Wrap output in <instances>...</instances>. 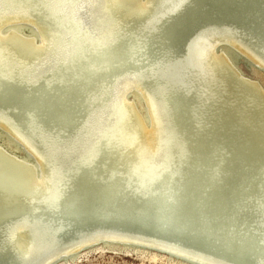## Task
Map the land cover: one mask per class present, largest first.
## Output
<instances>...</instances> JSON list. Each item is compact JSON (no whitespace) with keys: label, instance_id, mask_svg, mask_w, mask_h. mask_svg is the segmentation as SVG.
Listing matches in <instances>:
<instances>
[{"label":"rangeland","instance_id":"1","mask_svg":"<svg viewBox=\"0 0 264 264\" xmlns=\"http://www.w3.org/2000/svg\"><path fill=\"white\" fill-rule=\"evenodd\" d=\"M34 1L35 0L0 1V12H17V14L19 13L17 16L24 17L29 21V23H24L26 24L25 29L15 24L5 25L0 35L8 34L9 31L13 30L22 35L33 36V34L30 33L32 30L34 31L33 33H35L34 36L38 43L41 41V43H44L40 53L42 56L39 54V57L37 56L38 59L36 57L31 62L15 64V68L13 66L11 70L8 71L11 76H9L11 83L3 82V86H1L2 84L0 83V110H2L0 111V122L11 130L8 129L9 132H3L2 129L4 128L0 129V164L4 169H10L9 171L15 175H18L19 171L21 172L20 164L8 166L9 164H6L7 161H12L13 163L24 162L29 165L32 168V172H27L29 185L38 177L39 173L37 172V168L39 167V172L45 168V176L50 173V176L46 177L48 179L45 178L49 186L47 192H49H46L44 196L36 197V200H32L31 207L29 206L27 210L10 216L11 218L4 217L0 219V232L3 229L0 233V263L4 264L9 260L7 264H16L17 262L19 264H264V153L262 154L261 161L256 165L255 162L259 158L260 151H262L259 142L255 141L256 135H253L255 133L257 134V129L253 125H242L241 120L236 115L239 110V104H237L239 100L236 99V102L234 100L235 98L233 99L234 95L231 93V83L235 85L238 91L242 89V86L236 84L232 76H230V81L220 76L210 62V55H207L205 58L206 60L204 58L199 59V61H192V64L191 61H189L191 60V55L193 56L194 54L192 47L194 42H204V39H206L209 43H213L214 49L212 51H216L220 54L222 53L221 55L227 60L230 70L237 71L244 78L255 80V82L261 86L259 87L262 92V97L260 102H257V107L263 109L264 0H186L185 7L182 8L180 13H174L175 16L173 13V16H171L168 12L171 5L177 0H154L148 5L147 11H145L142 16L129 17L128 20L126 18V16H128L126 10H120L121 13L119 12L120 14L118 16L122 17H120V19H114L113 16L110 15L112 14L110 11L113 12V10L115 11L117 9L113 7L115 4L112 6L111 3H108L109 0H83L84 2L82 0H78L79 2L77 0H68L70 4L72 3L71 5H77L79 8V10H77L78 14L76 13L78 17L74 12L73 18V8L70 9L67 7V9L64 7L66 12H63L59 7L67 0H56L57 3L55 0ZM51 1H54L53 3L56 6H54ZM68 1L67 3H69ZM51 3L53 5H51ZM77 3L80 4L81 7ZM111 6L113 8H111ZM15 7L21 8L18 10ZM158 7L160 12H158ZM86 9L91 10L87 12ZM155 17L160 18H158L157 21ZM165 18H167V20ZM30 20L36 21L42 26L44 24L43 27L46 26V39H42L39 35L37 23L34 25ZM136 20L139 23H137ZM154 22L157 24H154ZM199 31L201 34L198 33ZM209 31H215V34ZM216 33L219 34L216 35ZM112 34H114L115 37L112 36ZM208 35L210 37H208ZM219 35L220 37H218ZM188 37H190V39ZM50 42L52 43L50 44ZM53 44L55 45L54 47ZM47 50L50 51L48 52ZM18 54L20 56H18ZM22 56L24 58L25 54L15 49L9 50L8 54L5 52L2 59H6L4 63H9L14 57L17 61L22 62ZM149 56L152 58L150 59ZM58 60L60 61L58 62ZM164 64L167 65L165 66ZM187 64L188 66L184 67V65ZM181 65L182 67H180ZM173 66H176V69ZM23 68H25V70ZM32 70H34L35 73L32 72ZM167 70L170 75L167 73ZM47 71H49V73H47ZM163 71L166 74L163 73ZM211 71L213 72L211 73ZM145 72L147 75H145ZM175 73L177 76H175ZM131 74L134 75V77L137 76L134 78ZM164 74L167 77H165ZM234 74L238 75L237 73ZM240 75L238 76L241 77ZM21 78V85L14 84V82H17ZM210 78L211 80H209ZM26 79L29 80V82L33 79L34 83L29 84L26 82ZM156 79L158 83L155 85L153 81L156 83ZM159 79H161V81H159ZM117 82L119 83L117 84ZM229 82L231 83L229 84ZM24 83H27V86L20 87ZM214 83L217 84L215 85ZM225 83L227 86H223ZM211 84L214 85L212 86ZM161 86L164 88L165 86L169 87L163 88L162 91ZM177 86H179V88ZM184 86H186L187 89ZM226 88L229 89L227 90ZM133 90L140 97L135 95V92H132ZM229 93L231 96L233 95L232 98ZM122 94L125 96H122ZM162 95L164 96L161 97ZM158 96H160V99ZM125 98L126 103L124 102ZM154 98L159 99V102ZM112 100L114 102H112ZM127 101L129 103L132 101L134 107L129 106ZM163 101L166 107L162 104ZM76 103H78L79 106ZM161 105H163L165 109L163 106L161 107ZM232 110H234L235 113H233ZM99 112H104L101 114L102 117H99ZM228 112L232 113L229 114ZM67 114H69V116ZM263 114L264 112L262 116L259 117V120L263 122L264 126ZM85 115L88 118H86ZM233 115L235 116L233 117ZM64 116L66 118H63ZM98 117L100 121H98ZM151 117L155 119L156 123L158 122L157 126L159 127L157 129H159L158 135H160L157 142L160 146L157 143L158 147H155L157 149H153L154 151L152 149L148 151L146 149H143V151L141 150L140 152L142 154L140 152L137 154L136 162L128 163L127 158L130 152L125 150L123 139L127 120H129L128 128L134 126L133 121H135V119L144 127L146 121L149 120L148 122H150ZM3 119L8 123H5ZM110 119L112 120L110 121ZM158 120L162 121L159 122ZM234 120H237V123ZM86 121H89V123H86ZM93 121L95 123H93ZM52 125H54L53 128ZM258 125L259 123H257L256 127H258ZM14 126L16 128H14ZM74 127H76V130ZM95 128L98 129V131ZM58 129L59 131L57 132ZM70 135L72 136L71 138ZM31 137H34L36 140L33 141L34 139ZM46 137L50 139L47 140ZM96 138L99 140L97 141ZM81 140L83 143L80 142ZM57 141L60 142L57 143ZM36 143L40 144L37 145ZM44 144L46 147H44ZM165 144L168 146L165 147ZM60 145L62 147H60ZM251 146H254L253 150H255V152L241 159L243 154H246ZM87 148L90 150H87ZM65 149H67V151ZM55 151H58V153ZM74 152H76V154H74ZM79 152H81V155H79ZM237 154L239 157L235 156ZM163 157L164 159H162ZM67 158L69 159L67 160ZM44 159L47 161V164L49 163L48 165ZM52 159L54 162L51 163ZM138 159H140V161ZM72 163L75 165L73 166ZM137 163L140 164L138 165ZM144 163L146 165L145 168H143ZM92 165L95 166L93 167ZM157 165L159 166L157 167ZM88 166L91 167V169L88 168ZM77 168L79 169L77 170ZM83 169L87 170L84 171ZM71 171L72 174H70ZM73 172L75 174H73ZM162 172L164 173L162 174ZM55 174L57 176H55ZM146 175L150 177L156 175L157 179L153 181L149 180V177ZM174 176L176 179H174ZM192 178L194 179L192 180ZM74 181L76 182L73 183ZM77 182H79L78 186ZM70 184H72V187ZM58 185L60 186L58 187ZM65 186L68 188L66 189ZM76 187H79V196L74 199H78V202L82 206V203L87 204L90 201L89 196H92L94 197V206L92 208L71 209L68 205V197L77 189ZM52 203L55 205H51ZM41 209L43 211H41ZM38 210L40 211L38 212ZM215 210L216 212H214ZM126 211L128 213H126ZM112 214L115 216L113 217ZM16 218L19 219L17 220ZM24 221H29V224ZM20 222L24 223L22 224ZM8 227L9 229H7ZM29 227L32 230L29 229ZM16 228L18 230H16ZM21 229L28 234V238L31 239H29L28 243L31 245L24 243L22 240H18L16 237L19 232L23 231ZM37 229L40 231H37ZM113 229H115L116 232ZM29 231L30 233H28ZM32 231L34 232L33 234L31 233ZM30 234H32V236H30ZM7 238H9V240ZM31 241L35 243H31ZM12 244L15 245L12 246ZM31 246L33 250H31ZM51 252H53V254ZM7 253L9 254L3 255ZM10 253H13V256H11ZM25 256L27 257L26 261L22 260V258L25 259ZM14 257L17 260H15Z\"/></svg>","mask_w":264,"mask_h":264},{"label":"bare ground","instance_id":"2","mask_svg":"<svg viewBox=\"0 0 264 264\" xmlns=\"http://www.w3.org/2000/svg\"><path fill=\"white\" fill-rule=\"evenodd\" d=\"M1 1V0H0ZM35 1H37V0H35ZM34 1V2H35ZM56 1V0H55ZM65 1V0H64ZM63 1V2H64ZM68 1V0H67ZM67 1H65L61 6L63 7H61V6H59L62 10H63V12L65 11L66 12V10H64V7H69L70 9L71 8H73V12H72V18H73V14H74V12H75V14L77 13L78 14V11L77 10H79V8H78V6L76 7L75 5V7L73 6V5H71L70 4V2L69 3H67ZM72 1V0H71ZM78 1V0H77ZM81 1V0H80ZM83 1V0H82ZM90 1V0H89ZM104 1V0H103ZM152 1H154V0H109L108 1V3L110 4L111 3V5L113 6V4H115V6H113V7H115L117 10H113V12L112 11H110L112 14H110V15H112L113 16V18L114 19H120V17H118L119 16V14L121 13L120 12V10H126L127 11V14H128V16H126V18H127V20L129 19V17H135V16H142L144 13H145V11H147V9H148V5L152 2ZM173 1H175V0H173ZM172 1V2H173ZM225 1V0H224ZM243 1V0H242ZM7 2V1H6ZM52 2V1H51ZM54 2V1H53ZM52 2V3H53ZM79 2V1H78ZM84 2V1H83ZM158 2V1H157ZM171 2V1H170ZM210 2V1H209ZM51 3V5H53ZM56 3H57V1H56ZM60 3V2H59ZM88 3V2H87ZM153 3H155V2H153ZM152 3V4H153ZM216 3V2H215ZM228 3V2H227ZM238 3V2H237ZM17 4V3H16ZM29 4V3H28ZM74 4V3H73ZM78 4V3H77ZM85 4V3H84ZM84 4H82V5H84ZM93 4V3H92ZM162 4V3H161ZM166 4V3H165ZM185 4H186V0H177L176 2H174L172 5H171V8L169 9V12H168V14H171V16H173L174 15V13H176V12H179L180 13V11L182 10V8L183 7H185ZM239 4V3H238ZM241 4H242V2H241ZM5 5V4H4ZM7 5V4H6ZM78 5H80V4H78ZM95 5V4H94ZM104 5H106V4H104ZM155 5V4H154ZM160 5V4H159ZM206 5V4H205ZM218 5V4H217ZM240 5V4H239ZM30 6V5H29ZM54 6H56L55 4H54ZM111 6V8H113ZM158 6V5H157ZM5 7V6H4ZM10 7V6H9ZM50 7V6H49ZM80 7H81V5H80ZM153 7V6H152ZM161 7V6H160ZM163 7V6H162ZM168 7V6H167ZM189 7V6H188ZM2 8V7H1ZM15 8H17V7H15ZM21 8V7H20ZM20 8H17L18 10L20 9ZM23 8V7H22ZM31 8H33V7H31ZM54 8V7H53ZM52 8V9H53ZM150 8V7H149ZM155 8V7H154ZM163 8H166V7H163ZM222 8V7H221ZM13 9V8H12ZM68 9V8H67ZM84 9V8H83ZM99 9V8H98ZM153 9V8H152ZM162 9V8H161ZM168 9V8H167ZM166 9V10H167ZM190 9H191V7H190ZM16 10V9H15ZM28 10V9H27ZM48 10V9H47ZM57 10V9H56ZM59 10V9H58ZM85 10V9H84ZM87 10V9H86ZM91 9H89V10H87V12L88 11H90ZM184 10V9H183ZM248 10V9H247ZM254 10V9H253ZM7 11V10H6ZM22 11V10H21ZM20 11V12H21ZM70 11V10H69ZM232 11V10H231ZM26 12V11H25ZM27 12H29V11H27ZM30 12H31V10H30ZM56 12V11H55ZM117 12V13H116ZM120 12V13H119ZM123 12V11H122ZM155 12V11H154ZM158 12H160L159 11V7H158ZM164 12V11H163ZM259 12V11H258ZM261 12V11H260ZM22 13V12H21ZM20 13V14H21ZM53 13V12H52ZM57 13V12H56ZM82 13V12H81ZM149 13V12H148ZM151 13H152V10H151ZM162 13V12H161ZM172 13H173V15H172ZM236 13V12H235ZM19 14V13H18ZM17 14V12L16 13H13V12H0V34H1V30L3 29V27L5 26V25H12V24H15V25H19V26H21L23 29H25V25L26 24H24V23H29V21L26 19V18H22V17H19V16H17L18 15ZM30 14V13H29ZM32 14V13H31ZM71 14V13H70ZM76 14V16L78 17V15ZM88 14V13H87ZM131 14V15H130ZM178 14V13H177ZM176 14V15H177ZM25 15V14H24ZM60 15V14H59ZM122 15V14H121ZM147 15V14H146ZM145 15V16H146ZM163 15V14H162ZM167 15V14H166ZM184 15V14H183ZM251 15V14H250ZM31 16V15H30ZM34 16V15H33ZM37 16V15H36ZM157 16H158V14H157ZM169 16V15H168ZM175 16V15H174ZM190 16V15H189ZM229 16V15H228ZM244 16V15H243ZM38 17V16H37ZM55 17V16H54ZM63 17H64V15H63ZM80 17V16H79ZM166 17V16H165ZM177 17V16H176ZM245 17V16H244ZM261 17V16H260ZM39 18V17H38ZM60 18V17H59ZM122 18V17H121ZM125 18V19H126ZM141 18V17H140ZM156 18V20L158 21V18H160V17H155ZM171 18V17H170ZM177 18H179V17H177ZM112 19V18H111ZM132 19V18H131ZM145 19V18H144ZM166 20H167V18H165ZM174 19H176V18H174ZM184 19V18H183ZM249 19V18H248ZM51 20V19H50ZM53 20V19H52ZM74 20H76V19H74ZM80 20H82V19H80ZM126 20V21H127ZM147 20V19H146ZM172 20V19H171ZM179 20V19H178ZM32 23H34V25L37 23L36 21H32V20H30ZM62 21V20H61ZM76 21H78V20H76ZM84 21H85V19H84ZM134 21V20H133ZM132 21V22H133ZM175 21V20H174ZM180 21V20H179ZM70 22V21H69ZM113 22V21H112ZM111 22V23H112ZM136 22H137V20H136ZM167 22V21H166ZM178 22V21H177ZM62 23V22H61ZM60 23V24H61ZM76 23V22H75ZM80 23V22H79ZM125 23V22H124ZM137 23H139V22H137ZM160 23H161V21H160ZM220 23V22H219ZM50 24V23H49ZM122 24V23H121ZM127 24V23H126ZM143 24V23H142ZM154 24H157V23H155L154 22ZM166 24V23H165ZM175 24H176V22H175ZM251 24V23H250ZM130 25H131V23H130ZM134 25V24H133ZM150 25V24H149ZM159 25V24H158ZM167 25H169V24H167ZM170 25H171V23H170ZM237 25V24H236ZM235 25V26H236ZM262 25V24H261ZM43 26H44V24H43ZM41 24H38L37 23V29H38V33H39V35L42 37V39H44L45 38V36H46V30H45V28H46V26L45 27H43ZM78 26H79V24H78ZM77 26V27H78ZM113 26V25H112ZM146 26V25H145ZM216 26H218V25H216ZM242 26V25H241ZM249 26V25H248ZM257 26V25H256ZM126 27V26H125ZM131 27V26H130ZM220 27V26H219ZM218 27V28H219ZM227 27V26H226ZM26 28H28V27H26ZM65 28V27H64ZM86 28V27H85ZM129 28V27H128ZM134 28H135V26H134ZM154 28V27H153ZM160 28H161V26H160ZM217 28V27H216ZM251 28V27H250ZM88 29V28H87ZM110 29V28H109ZM112 29V28H111ZM114 29V28H113ZM123 29V28H122ZM166 29V28H165ZM245 29H247V28H245ZM28 30V29H27ZM76 30V29H75ZM128 30V29H127ZM162 30V29H161ZM209 30H211V29H209ZM219 30H220V28H219ZM227 30V29H226ZM249 30V29H248ZM117 31V30H116ZM125 31V30H124ZM131 31V30H130ZM135 31V30H134ZM205 31V30H204ZM228 31V30H227ZM34 31H32L31 30V34H33V36L35 35V33H33ZM51 32V31H50ZM62 32V31H61ZM132 32V31H131ZM164 32V31H163ZM207 32V31H206ZM209 32H212V31H209ZM217 32V31H216ZM250 32V31H249ZM253 32V31H252ZM251 32V33H252ZM52 33V32H51ZM85 33V32H84ZM89 33V32H88ZM109 33V32H108ZM157 33V32H156ZM198 33H200V31L198 32ZM203 33V32H202ZM212 33H214L215 34V31L214 32H212ZM220 33V32H219ZM219 33H216V35L217 34H219ZM248 33V32H247ZM257 33V32H256ZM121 34H122V31H121ZM131 34V33H130ZM129 34V35H130ZM201 34V33H200ZM51 35V34H50ZM66 35V34H65ZM146 35V34H145ZM197 35V34H196ZM205 35V34H204ZM223 35V34H222ZM227 35H229V34H227ZM29 36V35H22V34H20V33H18V32H16V31H13V30H11V31H9L8 32V34H5V35H0V83L2 84L3 82H9V83H11V80H10V75H9V73H8V71H10L11 70V68L15 65V64H17V63H25V62H31V61H33L40 53H41V51H42V49H43V44L44 43H41L40 41V43H38V41H37V39H36V37L34 36ZM54 36V35H53ZM57 36V35H56ZM55 36V38L57 39V37ZM67 36V35H66ZM86 36V35H85ZM112 36H114V34H112ZM124 36H126V35H124ZM128 36V35H127ZM195 36V35H194ZM212 36V35H211ZM231 36V35H230ZM238 36V35H237ZM236 36V37H237ZM240 36H241V34H240ZM261 36V35H260ZM48 37H51V36H48ZM111 37V36H110ZM115 37V36H114ZM113 37V38H114ZM208 37H210L209 35H208ZM213 37V36H212ZM218 37H220V35L218 36ZM229 37V36H228ZM242 37V36H241ZM241 37H240V39H241ZM244 37V36H243ZM254 37V36H253ZM39 38V37H38ZM52 38V37H51ZM59 38H61V37H59ZM122 38V37H121ZM151 38V37H150ZM189 39H190V37H188ZM195 38V37H194ZM214 38V37H213ZM212 38V39H213ZM255 38V37H254ZM46 39V38H45ZM187 39V38H186ZM188 39V40H189ZM211 39V38H210ZM209 39V40H210ZM52 40V39H51ZM58 40V39H57ZM70 40V39H69ZM84 40V39H83ZM109 40V39H108ZM170 40V39H169ZM168 40V41H169ZM205 41L204 42H197L196 41V43L194 42V44H192L193 46V56L191 55V60H189V61H191V64H192V61H199V59H205L206 57H207V55H210V62H211V64L215 67V69L217 70V73L220 75V76H222V77H224V78H227L229 81H230V76H232L233 77V80H234V82L236 83V84H238L239 86L241 85L242 86V89H239V91L236 89V87H235V85L233 84V83H231V82H229V84L231 83V85H232V94L234 95V97H233V95L231 96L230 95V93H229V95L231 96V98L233 97V99L236 101V99L237 100H239L238 101V103L237 104H239V110L237 111V113H236V115L238 116V118L241 120V122H242V125H245V126H247V125H253L256 129H257V134L255 133V134H253V135H256L255 136V141H258L259 142V144L261 145V150L262 151H260V155H259V158L257 159V161L255 162L256 163V165L261 161V158H262V154L264 153V126H263V122H260V120H259V117L260 116H262V113L264 112V108L263 109H261L260 107H257L258 106V103L257 102H260V99H261V97H262V92L260 91V85L259 84H257L256 82H255V80H250V78L249 79H247V78H244L242 75H240L237 71H232V70H230V68H229V66H228V62H227V60L220 54V53H218V52H216V51H212L213 49H214V44L213 43H209L206 39H204ZM54 41H56V40H54ZM86 41V40H85ZM207 41V42H206ZM213 41V40H212ZM236 41V40H235ZM63 42V41H62ZM61 42V43H62ZM75 42V41H74ZM88 42V41H87ZM187 42V41H186ZM221 42V41H220ZM52 42H50V44H51ZM59 43V42H58ZM106 43V42H105ZM152 43V42H151ZM182 43V42H181ZM184 43V42H183ZM240 43V42H239ZM256 43V42H255ZM263 43H264V41H263ZM262 43V44H263ZM56 44V43H55ZM178 44H180V43H178ZM229 44V43H228ZM242 44V43H241ZM46 45V44H45ZM44 45V46H45ZM58 45V44H57ZM151 45V44H150ZM153 45V44H152ZM182 45V44H181ZM224 45V44H223ZM258 45H260V44H258ZM258 45H257V47H258ZM48 46V45H47ZM46 46V47H47ZM55 45L53 44V47H54ZM157 46H158V44H157ZM166 46V45H165ZM178 46V45H177ZM185 46V45H184ZM187 46V45H186ZM191 46V45H190ZM216 46V45H215ZM229 46H231V45H229ZM261 46V45H260ZM51 47V46H50ZM218 47V46H217ZM222 47V46H221ZM256 47V48H257ZM264 47V46H263ZM59 48V47H58ZM58 48H57V50H58ZM155 48V47H154ZM162 48V47H161ZM167 48V47H166ZM171 48H173V47H171ZM170 48V49H171ZM224 48H226V47H224ZM223 48V49H224ZM228 48V47H227ZM18 50V51H20V52H22L23 54H25V56H24V58H23V56L21 57V58H23L22 60V62L21 61H17L16 60V58H17V56H16V58H12V61L11 62H9V63H4V60H6V59H2L3 57H4V54H5V52H7V54L9 53V50ZM52 49V48H51ZM54 49V48H53ZM56 49V48H55ZM64 49H65V47H64ZM152 49V48H151ZM219 49V48H218ZM230 49V48H229ZM229 49H228V51H229ZM245 49V48H244ZM150 50V49H149ZM166 50V49H165ZM164 50V51H165ZM180 50H182V49H180ZM45 51H46V49H45ZM48 52L50 51V50H47ZM55 51V50H54ZM61 51V50H60ZM60 51H59V54H60ZM62 51H63V49H62ZM148 51V50H147ZM147 51H145V52H147ZM170 51V50H169ZM172 51V50H171ZM3 52V53H2ZM57 52V51H56ZM65 52V51H64ZM132 52V51H131ZM149 52V51H148ZM154 52V51H153ZM181 52V51H180ZM182 52H184V51H182ZM18 53V52H17ZM43 53V52H42ZM46 53V52H45ZM58 53V52H57ZM160 53H161V51H160ZM163 53V52H162ZM186 53V52H185ZM188 53V52H187ZM224 53V52H223ZM236 53V52H235ZM257 53V52H256ZM52 54H53V52H52ZM65 54H66V52H65ZM180 54H182V53H180ZM189 54V53H188ZM226 54V53H225ZM22 55V54H21ZM41 55V54H40ZM47 55H49V54H47ZM67 55V54H66ZM70 55H71V53H70ZM70 55H68V56H70ZM146 55V54H145ZM159 55H161V54H159ZM183 55V54H182ZM189 55V56H190ZM227 55V54H226ZM18 56H20L19 54H18ZM42 56V55H41ZM53 56V55H52ZM156 56H158V55H156ZM162 56V55H161ZM188 56V55H187ZM9 57V56H8ZM39 57V56H38ZM38 57H37V59H38ZM46 57V56H45ZM45 57H44V59H45ZM48 57V56H47ZM50 57V56H49ZM62 57V56H61ZM70 57H72V56H70ZM146 57V56H145ZM162 57H164V56H162ZM243 57V56H242ZM54 58H56V57H54ZM139 58V57H138ZM149 58L151 59L152 57H150L149 56ZM148 58V59H149ZM158 58H160V57H158ZM9 59H10V57H9ZM64 59H65V57H64ZM149 59V60H150ZM187 59H188V57H187ZM11 60V59H10ZM20 60V59H19ZM52 60V59H51ZM67 60V59H66ZM156 60V59H155ZM154 60V61H155ZM206 60V59H205ZM60 60H58V62H59ZM148 61V60H147ZM153 61V60H152ZM201 61V60H200ZM36 62V61H35ZM43 62H45V61H43ZM51 62V61H50ZM54 62V61H53ZM169 62V61H168ZM180 62V61H179ZM186 62V61H185ZM207 62H208V60H207ZM34 63V62H33ZM61 63H63V62H61ZM144 63V62H143ZM145 63H147V62H145ZM149 63V62H148ZM151 63V62H150ZM166 63V62H165ZM170 63V62H169ZM187 63V62H186ZM209 63V62H208ZM28 64V63H27ZM40 64V63H39ZM43 64V63H42ZM47 64V63H46ZM56 64V63H55ZM177 64V63H176ZM179 64V63H178ZM182 64V63H181ZM190 64V65H191ZM252 64V63H251ZM155 65V64H154ZM165 65V64H164ZM167 65V64H166ZM165 65V66H166ZM172 65H174V64H172ZM202 65H203V63H202ZM212 65H211V67H212ZM254 65V64H253ZM259 65V64H258ZM18 66V65H17ZM41 66H43V65H41ZM49 66V65H48ZM149 66H151V65H149ZM160 66V65H159ZM170 66V65H169ZM185 66H188V64L187 65H184V67ZM26 67V66H25ZM34 67V66H33ZM128 67V66H127ZM146 67V66H145ZM152 67H153V65H152ZM157 67V66H156ZM164 67V66H163ZM171 67V66H170ZM174 67V66H173ZM176 67V66H175ZM174 67V68H175ZM180 67H182V65L180 66ZM214 67H213V69H214ZM14 68H15V66H14ZM46 68V67H45ZM91 68V67H90ZM155 68V67H154ZM178 68V67H177ZM24 70H25V68H23ZM36 69H37V67H36ZM56 69V68H55ZM149 69V68H148ZM162 69V68H161ZM168 69V68H167ZM176 69V68H175ZM179 69H181V68H179ZM182 69H184V68H182ZM212 69V68H211ZM210 69V70H211ZM257 69V68H256ZM264 69V68H263ZM136 70V69H135ZM164 70V69H163ZM169 70V69H168ZM167 70V73L169 72ZM171 70V69H170ZM178 70V69H177ZM176 70V71H177ZM186 70V69H185ZM215 70V71H216ZM260 70V69H259ZM29 71V70H28ZM31 71V70H30ZM134 71V70H133ZM132 71V72H133ZM151 71V70H150ZM157 71V70H156ZM175 71V72H176ZM24 72V71H23ZM23 72H21V73H23ZM32 72H34V70H32ZM147 72H149V71H147ZM161 72V71H160ZM172 72V71H171ZM191 72V71H190ZM213 71H211V73H212ZM12 73V72H11ZM35 73V72H34ZM47 73H49V71H47ZM66 73V72H65ZM68 73H69V71H68ZM72 73V72H71ZM74 73V72H73ZM76 73V72H75ZM146 73V72H145ZM163 73H165L164 71H163ZM180 73V72H179ZM234 73H237L238 75H240L241 77H239L238 75H235ZM8 74V75H7ZM30 74H32V73H30ZM158 74V73H157ZM166 74V73H165ZM165 74H164V76H165ZM169 74V73H168ZM181 74V73H180ZM179 74V75H180ZM188 74V73H187ZM15 75V74H14ZM20 75V74H19ZM24 75V74H23ZM76 75V74H75ZM126 75V74H125ZM142 75H143V73H142ZM145 75H147V73L145 74ZM155 75V74H154ZM170 75V74H169ZM168 75V76H169ZM172 75V74H171ZM184 75V74H183ZM185 75H186V72H185ZM184 75V76H185ZM234 75V76H233ZM10 76V77H9ZM12 76H13V74H12ZM128 76H129V74H128ZM131 76H133L134 77V75H132L131 74ZM137 76V75H136ZM135 76V77H136ZM151 76V75H150ZM149 76V77H150ZM159 76H160V74H159ZM163 76V77H164ZM173 76V75H172ZM175 76H177V74L175 73ZM189 76V75H188ZM204 76V75H203ZM218 76V75H217ZM16 77V76H15ZM22 77H24V76H22ZM28 77H30V76H28ZM35 77V76H34ZM132 77V78H133ZM134 77V78H135ZM140 77V76H139ZM153 77V76H152ZM165 77H167V76H165ZM179 77V76H178ZM216 77V76H215ZM219 77V76H218ZM238 79H236V78ZM17 78V77H16ZM19 78V77H18ZM123 78V77H122ZM160 78H162V77H160ZM170 78H171V76H170ZM169 78V79H170ZM182 78V77H181ZM185 78V77H184ZM183 78V79H184ZM189 78V77H188ZM213 78V77H212ZM221 78V77H220ZM15 79V78H14ZM28 79V78H27ZM26 79V82L27 83H29V84H32V83H34V80L32 79L31 80V82H29V80H27ZM91 79V78H90ZM117 79V78H116ZM138 79V78H137ZM142 79V78H141ZM148 79V78H147ZM174 79H175V77H174ZM189 79H192V78H189ZM17 80V79H16ZM143 80V79H142ZM151 80H152V78H151ZM151 80H148V81H151ZM154 80V79H153ZM168 80V79H167ZM181 80V79H180ZM184 80H186V79H184ZM184 80H182V81H184ZM209 80H211V78L209 79ZM218 80V79H217ZM228 80H226V81H228ZM121 81H123V80H121ZM125 81V80H124ZM129 81V80H128ZM132 81V80H131ZM136 81V80H135ZM159 81H161V79H159ZM166 81V80H165ZM164 81V82H165ZM179 81V80H178ZM181 81V82H182ZM187 81H190V80H187ZM218 81H220V80H218ZM101 82V81H100ZM116 82V81H115ZM119 82H120V80H119ZM119 82H117V84L119 83ZM126 82V81H125ZM145 82V81H144ZM147 82V81H146ZM163 82V83H164ZM172 82V81H171ZM175 82V81H174ZM20 83H22V78L21 79H19L17 82H14V84H20ZM27 83H24L22 86H20V87H26L27 86ZM90 83V82H89ZM102 83V82H101ZM137 83H138V81H137ZM151 83V82H150ZM158 82H157V79H156V83L153 81V84H157ZM166 83V82H165ZM168 83V82H167ZM176 83V82H175ZM213 83V82H212ZM227 83V82H226ZM226 83H225V85H223V86H227L228 85V83H227V85H226ZM0 84V85H1ZM99 84V83H98ZM122 84V83H121ZM127 84V83H126ZM141 84V83H140ZM145 85H147V86H149L148 84H146V83H144ZM143 84V85H144ZM153 84H152V86H153ZM159 84H161V83H159ZM171 84V83H170ZM178 84H179V82H178ZM188 84V83H187ZM215 84V83H214ZM213 84V85H214ZM217 84V83H216ZM215 84V85H216ZM222 84V83H221ZM21 85V84H20ZM45 85V84H44ZM127 85H129V84H127ZM126 85V86H127ZM166 85V84H165ZM168 85V84H167ZM176 85V84H175ZM193 85V84H192ZM212 85V84H211ZM212 85V86H213ZM1 86H3V84L1 85ZM1 86H0V88H1ZM113 86V85H112ZM120 86V85H119ZM124 86H125V83H124ZM151 86V85H150ZM164 86V85H163ZM163 86H161L162 88H161V90L164 88ZM182 86H183V84H182ZM187 86V85H186ZM186 86H184L185 88H186ZM222 86V87H223ZM237 86V85H236ZM260 86V87H259ZM5 87V86H4ZM9 87V86H8ZM52 87V86H51ZM116 87V86H115ZM123 87V86H122ZM154 87V86H153ZM160 87V86H159ZM167 87H169V86H165V88H167ZM174 87V86H173ZM178 88H179V86H177ZM216 87V86H215ZM11 88V87H10ZM48 88V87H47ZM84 88V87H83ZM109 88V87H108ZM125 88V87H124ZM149 88H151V87H149ZM148 88V89H149ZM155 88H156V86H155ZM164 88V89H165ZM221 88V87H220ZM219 88V89H220ZM235 88V89H234ZM6 89V88H5ZM113 89H114V87H113ZM115 89H117V88H115ZM135 89V88H134ZM146 89V88H145ZM153 89V88H152ZM181 89V88H180ZM187 89V88H186ZM213 89H214V87H213ZM227 90L229 89V88H226ZM1 90V89H0ZM108 90V89H107ZM106 90V91H107ZM119 90V89H118ZM170 90H171V88H170ZM216 90V89H215ZM221 90V89H220ZM224 90V89H223ZM41 91V90H40ZM47 91V90H46ZM52 91V90H51ZM146 91H148V90H146ZM152 91V90H151ZM150 91V92H151ZM163 91V90H162ZM169 91V90H168ZM186 91V90H185ZM43 92V91H42ZM105 92V91H104ZM123 92H124V90H123ZM132 92H135L134 90L132 91ZM138 92V91H137ZM153 92V91H152ZM182 92V91H181ZM222 92V91H221ZM225 92V91H224ZM6 93V92H5ZM113 93V92H112ZM116 93V92H115ZM119 93V92H118ZM125 93H126V91H125ZM149 93V92H148ZM154 93V92H153ZM163 93V92H162ZM185 93V92H184ZM121 94V93H120ZM160 94H161V91H160ZM159 94V95H160ZM169 94V93H168ZM225 94V93H224ZM43 95V94H42ZM116 95V94H115ZM127 95V94H126ZM133 95V94H132ZM135 95H138L136 92H135ZM153 95V94H152ZM222 95V94H221ZM227 95V94H226ZM108 96H109V94H108ZM122 96H125V95H123L122 94ZM134 96V95H133ZM164 95H162L161 97H163ZM166 96V95H165ZM199 96V95H198ZM34 97V96H33ZM43 97V96H42ZM138 97H140L139 95H138ZM142 97H143V95H142ZM154 97H155V95H154ZM160 96H158V98H159ZM225 97V96H224ZM228 98H230L229 96H227ZM226 97V98H227ZM49 98H51V97H49ZM117 98H119V97H117ZM156 98H157V96H156ZM156 98H154V99H156ZM188 98V97H187ZM220 98V97H219ZM248 98V99H247ZM33 99V98H32ZM102 99V98H101ZM107 99H109V98H107ZM122 99H124V98H122ZM160 99V98H159ZM159 99H156V100H158V102H159ZM104 100H105V98H104ZM104 100H103V102H104ZM151 100V99H150ZM162 100H163V98H162ZM229 100V99H228ZM20 101H22V100H20ZM106 101V100H105ZM117 101V100H116ZM123 101V100H122ZM152 101V100H151ZM252 103H251V102ZM2 102V101H1ZM79 102H80V100H79ZM102 102V101H101ZM102 102V103H103ZM108 102V101H107ZM112 102H114L113 100H112ZM121 102V101H120ZM124 102L126 103V98H125V100H124ZM128 102V101H127ZM161 102V101H160ZM193 102V101H192ZM191 102V103H192ZM237 102V101H236ZM262 102H263V100H262ZM58 103V102H57ZM106 103V102H105ZM122 103V102H121ZM181 103V102H180ZM54 104V103H53ZM76 104H78V103H76ZM106 104H108V103H106ZM152 104H153V102H152ZM161 104V103H160ZM163 105H164V101H163V103H162ZM117 105V104H116ZM128 105L129 106H131V107H134V104H133V102L131 101L130 103L128 102ZM147 105V104H146ZM163 105H161V107L163 106ZM223 105V104H222ZM30 106V105H29ZM78 106H79V104H78ZM101 106V105H100ZM109 106V105H108ZM107 106V107H108ZM114 106V105H113ZM120 106V105H119ZM165 106V105H164ZM163 106V108L165 109V107ZM234 106V105H233ZM32 107V106H31ZM43 107V106H42ZM47 107V106H46ZM110 107V106H109ZM124 107V106H123ZM157 107V106H156ZM159 107V106H158ZM241 107V108H240ZM29 108V107H28ZM92 108V107H91ZM232 108V107H231ZM22 109H24V108H22ZM94 109V108H93ZM98 109V108H97ZM101 109V108H100ZM103 109V108H102ZM108 109V108H107ZM113 109V108H112ZM116 109V108H115ZM114 109V110H115ZM125 109V108H124ZM147 109V108H146ZM145 109V110H146ZM171 109V108H170ZM236 109V108H235ZM13 110V109H12ZM18 110V109H17ZM29 110V109H28ZM27 110V111H28ZM41 110V109H40ZM120 110V109H119ZM0 111H2V110H0ZM30 111V110H29ZM87 111V110H86ZM85 111V112H86ZM94 111V110H93ZM100 111V110H99ZM113 111V110H112ZM112 111H110V112H112ZM155 111V110H154ZM157 111H159V110H157ZM166 111V110H165ZM233 111V113H235L234 112V110H232ZM38 112V111H37ZM50 112V111H49ZM48 112V113H49ZM88 112V111H87ZM90 112V111H89ZM105 112V111H104ZM104 112H102V113H104ZM124 112V111H123ZM192 112V111H191ZM239 112V113H238ZM16 113V112H15ZM14 113V114H15ZM22 113V112H21ZM36 113V112H35ZM62 113V112H61ZM71 113H73V112H71ZM91 113V112H90ZM96 113V112H95ZM100 113V112H99ZM102 113H100V115H99V117H102ZM116 113V112H115ZM154 113H158V112H154ZM167 113H168V115H169V112L167 111ZM229 113V112H228ZM232 113V112H231ZM231 113H229V114H231ZM11 114H12V112H11ZM34 114V113H33ZM43 114V113H42ZM88 114V113H87ZM160 114V113H159ZM158 114V115H159ZM23 115V114H22ZM21 115V116H22ZM68 116H69V114H67ZM90 115V114H89ZM94 115V114H93ZM111 115H112V113H111ZM165 115V114H164ZM264 115V114H263ZM10 116V115H9ZM37 116V115H36ZM83 116V115H82ZM91 116V115H90ZM98 116V115H97ZM105 116H106V113H105ZM108 116H110V115H108ZM113 116V115H112ZM112 116H111V118H112ZM157 116V115H156ZM171 116V115H170ZM169 116V117H170ZM235 115H233V117H234ZM13 117V116H12ZM85 117L86 118H88L86 115H85ZM98 117V118H99ZM4 118H6V117H4ZM17 118V117H16ZM19 118V117H18ZM23 118H24V116H23ZM63 118H66L65 116L63 117ZM82 118V117H81ZM90 118V117H89ZM105 118V117H104ZM153 117H151V119H150V122H148V121H146V125L144 126V127H142L139 123H138V121L135 119V121H133V127H131V128H128V122H129V120H127V125H126V129H125V133H123V139H124V143H125V150H127L128 152H130V153H128V158H127V161H128V163L129 162H131V163H134V162H136V158H137V154H139V152L142 150L143 151V149H146L147 151L148 150H150V149H157V148H155V147H158L157 146V141H158V138H159V135H158V130L159 129H157L159 126H157L158 125V122L156 123V121H155V119L153 118ZM158 118V117H157ZM167 118V117H166ZM236 118V117H235ZM256 120H255V119ZM68 119V118H67ZM66 119V120H67ZM83 119H84V117H83ZM91 119V118H90ZM103 119V118H102ZM101 119V120H102ZM109 119V118H108ZM158 119H160V118H158ZM4 120V119H3ZM66 120H65V122H66ZM70 120V119H69ZM81 120V119H80ZM88 120V119H87ZM104 120V119H103ZM106 120H107V118H106ZM112 119H110V121H111ZM164 120V119H163ZM5 121V120H4ZM55 121V120H54ZM53 121V122H54ZM68 121V120H67ZM82 121H84V120H82ZM98 121H100V118H99V120ZM159 121V120H158ZM162 120H160L159 122H161ZM166 121V120H165ZM171 121H172V119H171ZM233 121V120H232ZM235 121V120H234ZM7 121H5V123H6ZM28 122V121H27ZM63 122H64V119H63ZM166 122H169L168 120L166 121ZM236 123H237V120L235 121ZM8 123V122H7ZM52 123V122H51ZM84 123V122H83ZM86 123H89V121L87 122L86 121ZM85 123V124H86ZM93 123H95L94 121H93ZM103 123H105V122H103ZM102 123V124H103ZM106 123H107V121H106ZM105 123V124H106ZM109 123V122H108ZM172 123V122H171ZM257 123H259V125H258V127H256V125H257ZM64 124V123H63ZM84 124V125H85ZM100 124V123H99ZM105 124H103V125H105ZM14 125H17V124H14ZM80 125V124H79ZM83 125V126H84ZM107 125V124H106ZM110 125V124H109ZM118 125V124H117ZM122 125V124H121ZM164 125H165V123H164ZM11 126V125H10ZM18 126V125H17ZM33 126V125H32ZM31 126V127H32ZM53 126L54 125H52V128H53ZM76 126H78V125H76ZM82 126V125H81ZM87 126V125H86ZM92 126V125H91ZM100 126V125H99ZM244 126V127H245ZM25 127V126H24ZM46 127V126H45ZM79 127V126H78ZM102 127V126H101ZM121 127V126H120ZM170 127V126H169ZM175 127V126H174ZM2 128H4V129H2ZM13 128V127H12ZM14 128H16L15 126H14ZM56 128V127H55ZM75 128V130H76V127H74ZM73 128V129H74ZM83 128V127H82ZM242 128H243V126H242ZM250 128H252V127H250ZM0 129H2L3 130V132H9V127H6L3 123H1L0 122ZM9 129V130H8ZM45 129V128H44ZM51 129V128H50ZM81 129V128H80ZM87 129V128H86ZM85 129V130H86ZM96 129V128H95ZM109 129H110V127H109ZM161 129H162V127H161ZM164 129V128H163ZM167 129V128H166ZM222 129V128H221ZM220 129V130H221ZM254 129V128H253ZM256 129H255V132H256ZM15 130V129H14ZM17 130V129H16ZM84 130V129H83ZM89 130V129H88ZM90 130H91V128H90ZM97 131H98V129H96ZM106 130V129H105ZM108 130V129H107ZM11 131V130H10ZM39 131V130H38ZM50 131V130H49ZM52 131H53V129H52ZM51 131V132H52ZM59 131V129L57 130V132ZM80 131V130H79ZM96 131V132H97ZM165 131V130H164ZM169 131H170V129H169ZM248 131V130H247ZM249 131H250V129H249ZM17 132V131H16ZM21 132V131H20ZM50 132V133H51ZM75 132V131H74ZM87 132V131H86ZM95 132V133H96ZM105 132V131H104ZM107 132H109V131H107ZM123 132V131H122ZM166 132V131H165ZM173 132V131H172ZM25 133V132H24ZM36 133H37V131H36ZM35 133V134H36ZM41 133V132H40ZM64 133V132H63ZM90 133V132H89ZM98 133V132H97ZM106 133V132H105ZM160 133V132H159ZM164 133V132H163ZM10 134V133H9ZM22 134V133H21ZM49 134V133H48ZM55 134H56V132H55ZM58 134V133H57ZM83 134V133H82ZM82 134H81V136H82ZM101 134V133H100ZM103 134V133H102ZM166 134V133H165ZM30 135H31V132H30ZM40 135V134H39ZM62 135H64V134H62ZM85 135V134H84ZM95 135V134H94ZM139 135V136H138ZM162 135V134H161ZM22 136H23V134H22ZM41 136V135H40ZM43 136V135H42ZM47 136V135H46ZM48 136H50V135H48ZM87 136V135H86ZM92 136V135H91ZM98 136H100V135H98ZM168 136H169V134H168ZM171 136V135H170ZM11 137H12V135H11ZM56 137V136H55ZM60 137V136H59ZM72 136L70 135V138H71ZM25 138V137H24ZM27 138V137H26ZM28 138H30V137H28ZM32 138V137H31ZM47 138V140L48 139H50L49 137H46ZM63 138V137H62ZM77 138H78V136H77ZM85 138V137H84ZM89 138V137H88ZM103 138V137H102ZM165 138H166V136H165ZM32 139H34V137L32 138ZM58 139V138H57ZM82 139V138H81ZM85 139H87V138H85ZM27 140V139H26ZM36 139H34L33 141H35ZM77 140H79V139H77ZM76 140V141H77ZM90 140V139H89ZM93 140V139H92ZM91 140V141H92ZM96 140H97V138H96ZM99 140V139H98ZM97 140V141H98ZM162 140V139H161ZM168 140V139H167ZM173 140V139H172ZM175 140V139H174ZM12 141H13V139H12ZM15 141H17V140H15ZM28 141H29V139H28ZM52 141V140H51ZM54 141V140H53ZM84 141V140H83ZM170 141V140H169ZM182 141V140H181ZM37 142V141H36ZM48 142V141H47ZM50 142V141H49ZM60 142V141H59ZM58 141H57V143H59ZM80 142H82V140L80 141ZM164 142V141H163ZM162 142V143H163ZM168 142V141H167ZM16 143V142H15ZM46 143V142H45ZM72 143V142H71ZM83 143V142H82ZM85 143V142H84ZM96 143V142H95ZM102 143V142H101ZM100 143V144H101ZM249 143V142H248ZM257 143V142H256ZM18 144V143H17ZM19 144H20V142H19ZM37 144V143H36ZM38 144H40V143H38ZM37 144V145H38ZM70 144V143H69ZM76 144H77V142H76ZM92 144H94V143H92ZM97 144V143H96ZM169 144V143H168ZM173 144V143H172ZM24 145V144H23ZM51 145V144H50ZM53 145V144H52ZM65 145V144H64ZM158 145H159V143H158ZM246 145V144H245ZM253 145H254V141H253ZM31 146V145H30ZM95 146H97V145H95ZM101 146V145H100ZM160 146V145H159ZM165 147L166 146H168L167 144H165L164 145ZM172 146V145H171ZM174 146V145H173ZM32 147H33V145H32ZM41 147V146H40ZM44 147H46L45 146V144H44ZM56 147H57V145H56ZM56 147H55V149H56ZM60 147H62L61 145H60ZM84 147V146H83ZM90 147V146H89ZM181 147V146H180ZM249 147V146H248ZM58 148V147H57ZM67 148V147H66ZM69 148V147H68ZM72 148V147H71ZM81 148V147H80ZM178 148V147H177ZM184 148V147H183ZM253 148H254V146H251L250 148H249V151H247V153H246V151H245V153L246 154H243V156H242V158L241 159H243L244 157H248L249 155H251V154H253L254 152H255V150H253ZM35 149V148H34ZM61 149V148H60ZM73 149V148H72ZM71 149V150H72ZM79 149V148H78ZM84 149H86V148H84ZM163 149H165V148H163ZM168 149H169V147H168ZM171 149V148H170ZM239 149V148H238ZM28 150V149H27ZM26 150V151H27ZM44 150V149H43ZM50 150V149H49ZM54 150V149H53ZM66 151H67V149H65ZM75 150V149H74ZM87 150H90V149H88L87 148ZM99 150V149H98ZM151 150V151H152ZM167 150V149H166ZM180 150V149H179ZM236 150V149H235ZM247 150H248V148H247ZM47 151V150H46ZM64 151V150H63ZM62 151V152H63ZM65 151V152H66ZM76 151V150H75ZM93 151V150H92ZM154 151V150H153ZM162 151V150H161ZM172 151V150H171ZM174 151V150H173ZM38 152H39V149H38ZM37 152V153H38ZM45 152V151H44ZM55 152H57L58 153V151H55ZM69 152V151H68ZM88 152V151H87ZM145 152V151H144ZM179 152V151H178ZM258 152V151H257ZM61 153V152H60ZM80 154L79 155H81V152H79ZM83 153V152H82ZM85 153V152H84ZM93 153V152H92ZM104 153V152H103ZM141 153V152H140ZM160 153V152H159ZM162 153V152H161ZM174 153H175V151H174ZM30 154V153H29ZM62 154V153H61ZM67 154V153H66ZM69 154V153H68ZM74 154H76V152H74ZM86 154V153H85ZM89 154V153H88ZM87 154V155H88ZM142 154V153H141ZM179 154V153H178ZM240 154H241V152H240ZM31 155V154H30ZM52 155V154H51ZM70 155V154H69ZM69 155H67V156H69ZM90 155H91V153H90ZM92 155H94V154H92ZM152 155V154H151ZM181 155V154H180ZM40 156L42 157V155L40 154ZM46 156V155H45ZM64 156V155H63ZM95 156H96V154H95ZM117 156V155H116ZM144 156V155H143ZM147 156V155H146ZM235 156H238V154L237 155H235ZM53 157H54V155H53ZM58 157V156H57ZM66 157V156H65ZM71 157V156H70ZM77 157V156H76ZM83 157V156H82ZM92 157V156H91ZM97 157V156H96ZM101 157V156H100ZM119 157V156H118ZM162 157V156H161ZM239 157V156H238ZM39 158V157H38ZM45 158V157H44ZM59 158V157H58ZM142 158V157H141ZM144 158V157H143ZM157 158V157H156ZM155 158V159H156ZM36 159V158H35ZM57 159V158H56ZM55 159V160H56ZM63 159V158H62ZM65 159V158H64ZM69 158H67V160H68ZM80 159V158H79ZM149 159V158H148ZM162 159H164V157L162 158ZM181 159V158H180ZM17 160V159H16ZM45 160V159H44ZM87 160H88V158H87ZM90 160H92V159H90ZM103 160V159H102ZM119 160V159H118ZM124 160H126V159H124ZM139 161H140V159H138ZM151 160V159H150ZM46 161V160H45ZM71 161H72V159H71ZM78 161V160H77ZM93 161V160H92ZM94 161H95V159H94ZM145 161V160H144ZM147 161V160H146ZM169 161V160H168ZM179 161V160H178ZM36 162V161H35ZM52 162H54L53 161V159H52V161H51V163ZM65 162V161H64ZM73 162V161H72ZM85 162V161H84ZM88 162V161H87ZM101 162V161H100ZM110 162V161H109ZM167 162V161H166ZM174 162V161H173ZM209 162V161H208ZM32 163L34 164V162L32 161ZM61 163V162H60ZM68 163V162H67ZM79 163V162H78ZM82 163V162H81ZM121 163V162H120ZM146 163V162H145ZM145 163H144V167L143 168H145ZM155 163V162H154ZM162 163V162H161ZM6 164H9L8 166H14L13 164H20V168H21V172L19 171V173H18V175H15V174H13V173H11L9 170L10 169H4L3 168V166L0 164V219H2V218H4V217H9V218H11L10 216H13V215H15V214H18V213H20V212H22V211H24V210H27L28 208H29V206L31 205V203H32V200H36V197L38 198L39 196H44L45 194H46V192H47V190L49 189V186H48V184H47V180L46 179H48V178H46L47 176H50L49 174L50 173H48V175L47 176H45V174H44V169L43 170H41V172H39V167L37 168V172L39 173L38 174V177L36 178V179H34V182L32 181V184L31 185H29V178L27 177V172L28 173H30V172H32V168L29 166V165H27V164H25L24 162H22V163H13L12 161H7V163ZM36 164H38V163H36ZM45 164V163H44ZM46 164H47V161H46ZM49 164V163H48ZM47 164V165H48ZM70 164V163H69ZM73 164V163H72ZM102 164V163H101ZM138 164V163H137ZM140 164V163H139ZM138 164V165H139ZM181 164V163H180ZM204 164V163H203ZM75 164H73V166H74ZM84 165V164H83ZM174 165V164H173ZM177 165H178V163H177ZM42 166V165H41ZM55 166V165H54ZM57 166V165H56ZM71 166V165H70ZM85 166V165H84ZM93 166V165H92ZM95 166V165H94ZM93 166V167H94ZM117 166V165H116ZM149 166V165H148ZM151 166V165H150ZM159 165H157V167H158ZM161 166V165H160ZM48 167V166H47ZM46 167V168H47ZM60 167H62V166H60ZM65 167V166H64ZM77 167V166H76ZM137 167V166H136ZM154 167V166H153ZM43 168V167H42ZM52 168H54V167H52ZM51 168V169H52ZM71 168V167H70ZM82 168V167H81ZM85 168V167H84ZM88 168H90L91 169V167H89L88 166ZM87 168V169H88ZM164 168V167H163ZM176 168V167H175ZM233 168V167H232ZM254 168V167H253ZM51 169H50V171H51ZM56 169V168H55ZM61 169V168H60ZM68 169V168H67ZM79 168H77V170H78ZM87 169H85V170H87ZM101 169V168H100ZM155 169V168H154ZM153 169V170H154ZM158 169V168H157ZM57 170V169H56ZM84 170V169H83ZM84 170V171H85ZM145 170V169H144ZM151 170V169H150ZM149 170V171H150ZM152 170V171H153ZM156 170V169H155ZM159 170V169H158ZM164 170V169H163ZM173 170H175V169H173ZM50 171H48V172H50ZM53 171V170H52ZM75 171V170H74ZM89 171V170H88ZM87 171V172H88ZM107 171V170H106ZM176 171V170H175ZM178 171V170H177ZM23 172V173H22ZM58 172V171H57ZM78 172V171H77ZM81 172V171H80ZM138 172V171H137ZM146 172H147V170H146ZM160 172V171H159ZM185 172V171H184ZM193 172H195V171H193ZM192 172V173H193ZM198 172V171H197ZM66 173V172H65ZM141 173V172H140ZM154 173H155V171H154ZM164 172H162V174H163ZM189 173V172H188ZM216 173V172H215ZM52 174V173H51ZM70 174H72V171L70 172ZM73 174H75L74 172H73ZM158 174V173H157ZM156 174V175H157ZM59 175H60V173H59ZM76 175H78V174H76ZM81 175H82V173H81ZM149 175V174H148ZM156 175H153V176H147V177H149L148 179L149 180H156L157 178V176ZM189 175V174H188ZM192 175V174H191ZM55 176H57L56 174H55ZM73 176V175H72ZM159 176V175H158ZM59 177H61V176H59ZM65 177H66V175H65ZM76 177V176H75ZM78 177V176H77ZM145 177V176H144ZM143 177V178H144ZM161 177V176H160ZM191 177H194V176H191ZM212 177H213V175H212ZM28 178V179H27ZM46 178V179H45ZM57 178V177H56ZM62 178H64V177H62ZM67 178V177H66ZM73 178V177H72ZM71 178V179H72ZM135 178V177H134ZM140 178V177H139ZM142 178V179H143ZM155 178V179H154ZM170 178V177H169ZM168 178V179H169ZM75 179V178H74ZM80 179V178H79ZM141 179V180H142ZM161 179V178H160ZM163 179V178H162ZM173 179V178H172ZM174 179H176L175 178V176H174ZM194 178H192V180H193ZM255 179V178H254ZM52 180H53V177H52ZM69 180V179H68ZM82 180V179H81ZM191 180V179H190ZM49 181H50V178H49ZM73 181V180H72ZM71 181V182H72ZM78 181V180H77ZM140 181V180H139ZM170 181V180H169ZM176 181V180H175ZM197 181V180H196ZM195 181V182H196ZM57 182V181H56ZM63 182V181H62ZM61 182V183H62ZM70 182V183H71ZM76 181H74L73 183H75ZM80 182V181H79ZM79 182H77V186H78V183ZM158 182V181H157ZM162 182V181H161ZM190 182V181H189ZM191 182H193V181H191ZM53 183V182H52ZM59 183V182H58ZM72 183V184H73ZM155 183V182H154ZM158 183H160V182H158ZM67 184V183H66ZM65 184V185H66ZM72 184H70V186L72 185ZM170 184H171V182H170ZM174 184V183H173ZM52 185H55V184H52ZM148 185H149V183H148ZM60 185H58V187H59ZM64 186V185H63ZM76 186V185H75ZM159 186V185H158ZM66 187V186H65ZM72 187V186H71ZM70 187V188H71ZM154 187H155V185H154ZM157 187V186H156ZM194 187V186H193ZM68 187H66V189H67ZM69 188V189H70ZM77 188V187H76ZM75 188V189H76ZM143 188V187H142ZM148 188V187H147ZM190 188V187H189ZM59 189V188H58ZM61 189V188H60ZM68 189V190H69ZM158 189V188H157ZM53 190V189H52ZM55 190V189H54ZM73 190V189H72ZM141 190H143V189H141ZM51 191V190H50ZM65 191V190H64ZM71 191V190H70ZM49 192V191H48ZM47 192V193H48ZM54 192V191H53ZM56 192V191H55ZM63 192V191H62ZM66 192H68V191H66ZM78 192H79V187L71 194V196L70 197H68V205L71 207V209L72 210H75V209H81V208H92L93 206H94V201H93V198L94 197H92V196H89V198H90V201L87 203V204H83L82 203V206H81V204L78 202V199H74L75 197H77V196H79L78 195ZM152 192V191H151ZM60 193V192H59ZM58 193V194H59ZM65 193V192H64ZM69 193V192H68ZM67 193V194H68ZM138 193V192H137ZM146 193V192H145ZM56 195V194H55ZM54 195V196H55ZM69 195V194H68ZM147 195V194H146ZM145 195V196H146ZM5 196V197H4ZM56 196H58V195H56ZM194 196V195H193ZM196 196V195H195ZM237 196V195H236ZM48 197V196H47ZM51 197V196H50ZM223 197V196H222ZM41 198V197H40ZM43 198V197H42ZM60 198V197H59ZM62 198V197H61ZM64 198V197H63ZM48 199V198H47ZM46 199V200H47ZM50 199V198H49ZM58 199V198H57ZM132 199V198H131ZM40 200V199H39ZM45 200V199H44ZM55 200V199H54ZM115 200H117V199H115ZM121 200V199H120ZM123 200V199H122ZM60 201V200H59ZM49 202V201H48ZM52 202V201H51ZM46 203V202H45ZM37 204V203H36ZM39 204V203H38ZM49 204V203H48ZM148 204V203H147ZM151 204V203H150ZM51 205H55L54 203H52ZM137 205V204H136ZM188 206V205H187ZM31 207V206H30ZM48 207V206H47ZM50 207H53V206H50ZM80 207V208H79ZM120 207V206H119ZM171 207V206H170ZM209 207V206H208ZM215 207H216V205H215ZM35 208V207H34ZM42 208V207H41ZM123 208V207H122ZM40 209V208H39ZM44 209V208H43ZM47 209V208H46ZM135 209V208H134ZM167 209V208H166ZM169 209V208H168ZM137 210V209H136ZM34 211V210H33ZM40 210H38V212H39ZM41 211H43L42 209H41ZM47 211H48V209H47ZM140 211V210H139ZM148 212V211H147ZM214 212H216V210L214 211ZM33 213V212H32ZM31 213V214H32ZM37 213V212H36ZM44 213V212H43ZM118 213V212H117ZM126 213H128L127 211H126ZM23 214H24V212H23ZM35 214V213H34ZM48 214V213H47ZM25 215H26V213H25ZM28 215H29V213H28ZM59 215V214H58ZM80 216V215H79ZM112 216H113V214H112ZM115 216V215H114ZM113 216V217H114ZM120 216V215H119ZM132 216V215H131ZM20 217H21V215H20ZM28 217V216H27ZM30 217V216H29ZM83 217V216H82ZM129 217V216H128ZM138 217V216H137ZM32 218V217H31ZM31 218H29V219H31ZM50 218V217H49ZM59 218V217H58ZM91 218H93V217H91ZM123 218V217H122ZM133 218V217H132ZM141 218V217H140ZM8 219V218H7ZM17 219V218H16ZM19 219V218H18ZM17 219V220H18ZM21 219V218H20ZM89 219V218H88ZM98 219V218H97ZM5 220V219H4ZM32 220V219H31ZM40 220V219H39ZM39 220H38V223H39ZM94 220V219H93ZM123 220H124V218H123ZM182 220V219H181ZM30 221V220H29ZM28 221V222H29ZM34 221H35V219H34ZM50 221H51V219H50ZM59 221V220H58ZM87 221V220H86ZM89 221V220H88ZM92 221V220H91ZM96 221V220H95ZM100 221V220H99ZM112 221V220H111ZM25 222V221H24ZM24 222H20V223H24ZM27 222V221H26ZM25 222V223H26ZM27 222V224H29ZM19 223V224H20ZM45 223H46V221H45ZM66 223V222H65ZM75 223V222H74ZM117 223V222H116ZM120 223V222H119ZM26 224V225H27ZM31 224V223H30ZM34 224V223H33ZM41 224V223H40ZM44 224V223H43ZM42 224V225H43ZM133 224V223H132ZM12 225V224H11ZM17 225V224H16ZM10 226V225H9ZM17 226H19V225H17ZM16 226V227H17ZM28 226V225H27ZM30 226V225H29ZM35 226V225H34ZM36 226H38V225H36ZM48 226V225H47ZM77 226V225H76ZM91 226V225H90ZM21 227V226H20ZM23 227V226H22ZM46 227V226H45ZM95 227V226H94ZM13 228H14V225H13ZM36 228V227H35ZM107 228V227H106ZM6 229V228H5ZM4 229V231L6 232V230L7 229H9V227L5 230ZM29 229H31L30 227H29ZM34 229V228H33ZM3 230V229H2ZM2 230H1V232H2ZM15 230V229H14ZM13 230V231H14ZM16 230H18L17 228H16ZM21 230H23V229H21ZM32 230V229H31ZM36 230V229H35ZM34 230V231H35ZM39 229H37V231H38ZM114 231H115V229H113ZM12 231V232H13ZM26 231H27V228H26ZM40 231V230H39ZM0 232V233H1ZM9 232V231H8ZM116 232V231H115ZM124 232V231H123ZM131 232V231H130ZM16 233V232H15ZM28 233H30V231L28 232ZM32 234L34 233L33 231L31 232ZM100 233V232H99ZM110 233V232H109ZM4 234V233H3ZM5 234H7V233H5ZM10 234H11V232H10ZM9 234V235H10ZM32 234H30V236H32ZM69 234V233H68ZM87 234V233H86ZM97 234H98V231H97ZM35 235V234H34ZM100 235V234H99ZM115 235V234H114ZM13 236V235H12ZM3 237V236H2ZM14 237H15V235H14ZM17 238H18V240H22L24 243H26V244H29L28 243V241H29V239L30 238H28V234L26 233V232H24V230L23 231H21V232H19L18 234H17V236H16ZM35 237V236H34ZM33 237V238H34ZM101 238V237H100ZM1 239V238H0ZM8 240H9V238H7ZM40 239V238H39ZM12 240H14V239H12ZM31 240V239H30ZM3 241V240H2ZM7 241V240H6ZM5 241V242H6ZM95 241H96V239H95ZM161 241V240H160ZM217 241V240H216ZM162 242V241H161ZM31 243H35V242H32L31 241ZM71 243V242H70ZM84 243H85V241H84ZM0 244H1V241H0ZM6 244V243H5ZM15 245V244H14ZM13 244H12V246H14ZM29 245H31V244H29ZM4 246V245H3ZM7 246H8V244H7ZM2 247V246H1ZM10 247V246H9ZM34 247H35V245H34ZM263 247V246H262ZM16 248V247H15ZM31 248H32V246H31ZM38 248V247H37ZM43 248V247H42ZM1 249V248H0ZM5 249V248H4ZM30 249V248H29ZM12 250V249H11ZM14 250V249H13ZM31 250H33V248L31 249ZM15 251H16V249H15ZM36 251H38V250H36ZM55 251V250H54ZM59 251V250H58ZM4 252V251H3ZM30 252V251H29ZM34 252V251H33ZM50 252V251H49ZM27 253H28V251H27ZM31 253V252H30ZM36 253V252H35ZM52 254H53V252H51ZM56 253V252H55ZM0 254H1V252H0ZM9 253H7V254H3V255H8ZM11 254V253H10ZM32 255H34L33 253H31ZM38 254V253H37ZM40 254V253H39ZM48 254V253H47ZM52 254H50V255H52ZM28 255H30V254H28ZM28 255H27V257H28ZM251 255V254H250ZM11 256H13V253L11 254ZM10 256V257H11ZM15 256H16V254H15ZM1 257V256H0ZM5 257V256H4ZM26 256H25V259H23L22 258V260H25L26 261V258H27ZM8 258V257H7ZM15 258V257H14ZM18 258V257H17ZM45 258V257H44ZM60 258H62V257H60ZM259 258V257H258ZM9 259V258H8ZM13 259V258H12ZM12 259H11V261H12ZM31 259V258H30ZM33 259H34V257H33ZM37 259V258H36ZM48 259V258H47ZM5 260V259H4ZM15 260H17L16 258H15ZM44 260V259H43ZM2 261V260H1ZM10 261V262H11ZM25 261H24V263H25ZM31 261H34V260H31ZM30 261V262H31ZM47 261V260H46ZM49 261V260H48ZM8 262H9V260H8ZM7 262V263H8ZM36 262V261H35ZM38 262V261H37ZM7 263H4V264H7ZM14 263V262H13ZM18 263V262H17ZM16 263V264H17ZM27 263V262H26ZM39 263V262H38ZM1 264V263H0ZM19 264V263H18ZM28 264V263H27ZM34 264V263H33Z\"/></svg>","mask_w":264,"mask_h":264}]
</instances>
